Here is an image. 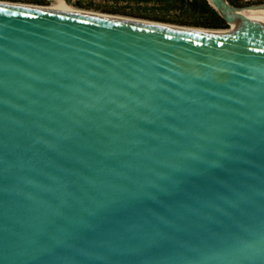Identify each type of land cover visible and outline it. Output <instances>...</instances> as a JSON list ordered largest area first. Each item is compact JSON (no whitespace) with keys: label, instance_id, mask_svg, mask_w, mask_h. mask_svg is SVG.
Listing matches in <instances>:
<instances>
[{"label":"water","instance_id":"obj_1","mask_svg":"<svg viewBox=\"0 0 264 264\" xmlns=\"http://www.w3.org/2000/svg\"><path fill=\"white\" fill-rule=\"evenodd\" d=\"M206 1L236 32L0 3V264H264V5Z\"/></svg>","mask_w":264,"mask_h":264},{"label":"trees","instance_id":"obj_2","mask_svg":"<svg viewBox=\"0 0 264 264\" xmlns=\"http://www.w3.org/2000/svg\"><path fill=\"white\" fill-rule=\"evenodd\" d=\"M69 2L70 0H65ZM101 11L176 25L222 29L227 24L206 0H105ZM80 6V2H76Z\"/></svg>","mask_w":264,"mask_h":264},{"label":"rangeland","instance_id":"obj_3","mask_svg":"<svg viewBox=\"0 0 264 264\" xmlns=\"http://www.w3.org/2000/svg\"><path fill=\"white\" fill-rule=\"evenodd\" d=\"M3 2H10V3H17V4H24V5H34V6H49L52 2H61L65 6H70L74 9L78 10H84V11H91L96 12L100 14H107V15H114V16H121V17H127V18H134V19H141V20H147L142 18H136L132 16H126V15H119V14H112L101 11L102 8H106V2L105 0H70L69 2L65 0H0ZM64 2V3H63ZM76 2H80V6L76 5ZM225 2L232 6V7H248V6H254V5H264V0H225ZM162 24H168V25H174V26H182V27H189V28H201V27H191V26H183V25H176V24H170L165 22H159L154 20H147ZM206 29V28H204ZM229 29V26L227 25L226 28H222L221 30H227ZM218 30V29H214Z\"/></svg>","mask_w":264,"mask_h":264},{"label":"bare ground","instance_id":"obj_4","mask_svg":"<svg viewBox=\"0 0 264 264\" xmlns=\"http://www.w3.org/2000/svg\"><path fill=\"white\" fill-rule=\"evenodd\" d=\"M0 3L13 4V5H22V6H31V7H40V8H49V9H58V10H66V11H73V12L89 13V14L104 15V16L132 19V20H138V21L152 22V21L141 20V19L127 18V17H121V16L100 14V13L91 12V11L78 10V9H74V8H72L70 6H67V5L65 6L61 2H52L49 6L24 5V4L3 2V1H0ZM238 15L242 16L244 18H247V19H249V20H251L253 22H256L257 24H259V25L264 27V8L263 7L262 8H257V7H253L252 8V7H250L249 9L240 10L238 12ZM152 23H157V22H152ZM158 24H162V23H158ZM234 24L231 25L230 28L227 29V30H220V29L213 30V29H204V28H194V29H203V30H212V31H225V32H236L238 26H237L236 23H234ZM165 25H168V24H165ZM171 26H174V25H171ZM178 27H182V26H178ZM186 28H189V27H186Z\"/></svg>","mask_w":264,"mask_h":264}]
</instances>
